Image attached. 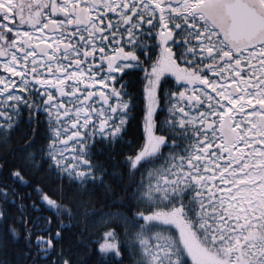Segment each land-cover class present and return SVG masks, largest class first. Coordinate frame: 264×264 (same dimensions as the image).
Wrapping results in <instances>:
<instances>
[{
	"label": "snow or ice",
	"instance_id": "6c2138e0",
	"mask_svg": "<svg viewBox=\"0 0 264 264\" xmlns=\"http://www.w3.org/2000/svg\"><path fill=\"white\" fill-rule=\"evenodd\" d=\"M98 140L129 197L92 210L101 258L264 264V0H0V236L26 264H83L62 241Z\"/></svg>",
	"mask_w": 264,
	"mask_h": 264
},
{
	"label": "trees",
	"instance_id": "16d2710c",
	"mask_svg": "<svg viewBox=\"0 0 264 264\" xmlns=\"http://www.w3.org/2000/svg\"><path fill=\"white\" fill-rule=\"evenodd\" d=\"M23 116L26 117L27 112L23 113ZM135 126L136 122L133 121L130 128L135 129ZM41 127H43V125H41ZM28 128L29 125L24 119H21L19 126L13 130L9 137L8 147H15L19 143H22V139L27 138L23 136V133ZM39 144L40 141L38 139L36 146L38 147ZM110 147V145L106 147L99 140L93 145L91 149L94 153L92 159L94 161L105 162L103 166L107 168V173L103 177L104 183L98 182L95 192L92 193V199H88L87 195L84 197H77V199L81 201L78 207L74 206V211L77 212V215L72 218L71 226L64 229L65 237L62 243L65 245L71 244L76 255L83 261V264H129V260L131 259L127 252H125L123 259H116L112 256H108L106 259L101 258L95 249V245L90 242L91 238L95 235V225L92 223L93 209L96 210V215L101 211H128L125 204L118 202L121 199L127 202L129 199L127 191L123 188L124 181L110 175L114 170L120 172L124 171L123 166L119 163V158L122 153H110ZM117 147H119V145H117ZM97 149H99V151H97ZM4 150L5 145L0 143V154H2ZM110 155L114 157V159H108ZM0 178H2V175H0ZM56 183L59 184L60 181L57 180ZM105 185L110 186L112 190H107ZM13 187H16V185H13ZM17 191H25V189L17 188ZM132 207L135 208L136 206L132 205ZM48 214L51 215V213ZM62 219L66 222L68 221L67 216L62 217ZM2 231L3 226L0 225V232ZM121 238L126 245L129 244V237L122 236ZM85 244L88 246L85 247ZM25 251L31 252L33 250L27 249L24 245L23 234H21L18 241L0 236V262H4V264H26V261L32 260L33 256L29 255L25 257L23 255ZM122 251H124L123 248ZM36 264H44V262L37 260Z\"/></svg>",
	"mask_w": 264,
	"mask_h": 264
}]
</instances>
